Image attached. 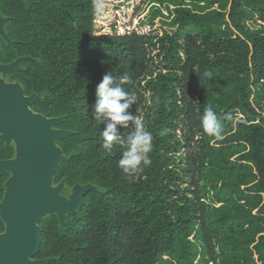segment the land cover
<instances>
[{
  "label": "trees",
  "instance_id": "trees-1",
  "mask_svg": "<svg viewBox=\"0 0 264 264\" xmlns=\"http://www.w3.org/2000/svg\"><path fill=\"white\" fill-rule=\"evenodd\" d=\"M225 1L222 12L173 1L174 12L140 23L146 0H102V11L94 0H0L12 42L1 37V63L23 59L8 83L36 97L34 113L64 118L56 129L73 132L57 141L67 159L54 184L66 197L88 187L64 233L56 214L40 223L37 260L208 264L223 229L224 264H264V35L243 24L245 7L264 0ZM111 71L130 77L129 111L153 137L152 164L131 176L119 167L125 145L105 151L93 120L96 87ZM209 107L223 139L201 127ZM131 132L120 129L125 141ZM16 157L15 146L0 145V161ZM11 176L0 177V203ZM211 193L225 205L210 208Z\"/></svg>",
  "mask_w": 264,
  "mask_h": 264
},
{
  "label": "water",
  "instance_id": "water-1",
  "mask_svg": "<svg viewBox=\"0 0 264 264\" xmlns=\"http://www.w3.org/2000/svg\"><path fill=\"white\" fill-rule=\"evenodd\" d=\"M8 19H0V76L21 70L23 59L10 65L1 63L2 43H12L5 31ZM36 97L27 98L19 84L4 85L0 81V145L18 141L17 157L0 161V177L11 173L0 218L6 231L0 233V264H49L37 260L42 246L40 223L50 215H58L64 233L67 218L83 206L88 187L73 190L70 199L55 186L58 168L67 158L57 141L73 132L56 129L64 118H46L32 111Z\"/></svg>",
  "mask_w": 264,
  "mask_h": 264
},
{
  "label": "clouds",
  "instance_id": "clouds-1",
  "mask_svg": "<svg viewBox=\"0 0 264 264\" xmlns=\"http://www.w3.org/2000/svg\"><path fill=\"white\" fill-rule=\"evenodd\" d=\"M94 7L102 11L105 5L102 0H94ZM128 83L130 77L127 74L114 75L111 71L103 76L96 87L93 120L103 125L101 135L105 151L112 152L117 145H125L119 167L131 176L152 164L149 153L152 151L153 137L146 129L142 116L129 111L135 104L136 97L126 91L124 85ZM228 118L231 119L230 116ZM128 127L132 128V132L125 141L120 135V129ZM201 127L209 136L217 140L223 139V124L211 107L205 109Z\"/></svg>",
  "mask_w": 264,
  "mask_h": 264
},
{
  "label": "rangeland",
  "instance_id": "rangeland-1",
  "mask_svg": "<svg viewBox=\"0 0 264 264\" xmlns=\"http://www.w3.org/2000/svg\"><path fill=\"white\" fill-rule=\"evenodd\" d=\"M174 2H182L184 1L185 3H190L192 0H146V3L139 13V18L138 21L140 23L148 21L150 18H152V15L155 13L158 15L159 13H162L164 15H168L170 12L175 10V7L177 4L173 3ZM198 6L204 8L206 11H211V10H218L220 12L224 11L223 6H225L226 1L225 0H197L196 3ZM230 8V4L227 5V11ZM246 19L244 20L243 24L252 32H255L259 35H264V5L262 6H246ZM160 18H157L156 21H158ZM222 29H226V25L222 24L221 25ZM0 81L4 85H9L7 81V76L6 75H1L0 76ZM262 88V86L260 87ZM261 99H262V105L264 106V93L261 94ZM239 117L243 116L241 114L238 115ZM18 141L14 140L12 145L17 148L18 151ZM9 184V183H8ZM221 185V184H220ZM64 189V186L61 187V191ZM73 193V192H72ZM70 199V197H67ZM213 194L207 195V203L209 204L210 208H219L221 206L225 205V202H220V201H213ZM226 231L223 229H218L217 234L214 235V240H213V247H214V256L213 258L216 259L217 261L214 262L210 256H207V259L211 261L208 264H224V257L222 256L223 249L225 248L222 245L221 239L225 237ZM220 238L217 240V238ZM192 238V237H191ZM254 258H257V256H254ZM165 260L169 264H175V259L172 256H165Z\"/></svg>",
  "mask_w": 264,
  "mask_h": 264
},
{
  "label": "flooded vegetation",
  "instance_id": "flooded-vegetation-1",
  "mask_svg": "<svg viewBox=\"0 0 264 264\" xmlns=\"http://www.w3.org/2000/svg\"><path fill=\"white\" fill-rule=\"evenodd\" d=\"M17 149V148H16ZM12 177V176H11ZM11 179V178H10ZM8 184V183H7ZM8 186V185H7ZM7 189V188H6ZM62 194V193H61ZM66 197V196H65ZM70 197V196H69Z\"/></svg>",
  "mask_w": 264,
  "mask_h": 264
}]
</instances>
